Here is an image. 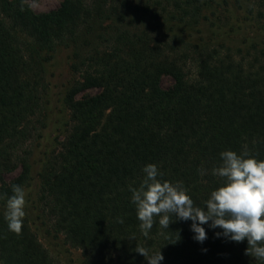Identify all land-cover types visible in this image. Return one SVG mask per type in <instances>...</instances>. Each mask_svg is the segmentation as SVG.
<instances>
[{
	"label": "trees",
	"instance_id": "trees-1",
	"mask_svg": "<svg viewBox=\"0 0 264 264\" xmlns=\"http://www.w3.org/2000/svg\"><path fill=\"white\" fill-rule=\"evenodd\" d=\"M60 52L66 128L41 149ZM245 148L264 160V0H0V194L26 193L20 234L0 199V264H56L36 229L80 264H148L137 245L160 264H264L208 224L203 243L175 217L145 236L131 201L153 163L204 207L220 153Z\"/></svg>",
	"mask_w": 264,
	"mask_h": 264
},
{
	"label": "clouds",
	"instance_id": "clouds-1",
	"mask_svg": "<svg viewBox=\"0 0 264 264\" xmlns=\"http://www.w3.org/2000/svg\"><path fill=\"white\" fill-rule=\"evenodd\" d=\"M220 156L222 163L212 174L223 178V183L211 191L204 207L193 201L183 182L163 180L157 165L147 164L139 187L130 186L141 231L147 236L156 222L155 217H160L159 224L166 229L174 222V217L191 220L193 238L203 243L207 239L203 225L208 224L210 228L222 229V233H216L217 237L223 235L235 242L247 239L245 254L264 261V160L251 155L246 148L239 154L225 150ZM200 174L204 171L200 170ZM12 193L11 196L0 194V199H6L5 219L9 230L20 234L26 215V193L20 185H13ZM135 251L143 255L148 264H160L164 259L160 250L149 255L148 249L137 245Z\"/></svg>",
	"mask_w": 264,
	"mask_h": 264
},
{
	"label": "rangeland",
	"instance_id": "rangeland-1",
	"mask_svg": "<svg viewBox=\"0 0 264 264\" xmlns=\"http://www.w3.org/2000/svg\"><path fill=\"white\" fill-rule=\"evenodd\" d=\"M26 2L36 12H48L58 8L62 3V0H26ZM218 39H221V37H218ZM57 61L55 62L56 65H53L54 73L49 77V86L45 96L48 101L46 109L49 116L47 127L42 130V137L38 139V142L42 147L41 149L48 146L51 147L55 144L56 140L62 139L66 128L65 123L67 121V112L62 105V101H60L63 96L61 94L63 89L62 84L70 78V75L68 76L66 73V64H68L66 53L60 52ZM172 84L173 79L171 77H162V88H168ZM96 91L97 90L92 89L85 91V93H95ZM36 231L41 237L42 243L49 249L52 257L56 260V264H80L82 258L80 251L63 245L61 240L55 241L52 238H43L39 229H36Z\"/></svg>",
	"mask_w": 264,
	"mask_h": 264
}]
</instances>
